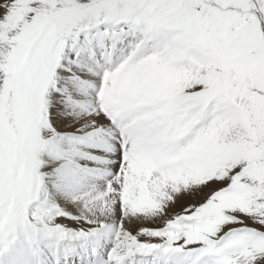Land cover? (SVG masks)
I'll return each mask as SVG.
<instances>
[{"label": "snow or ice", "instance_id": "snow-or-ice-1", "mask_svg": "<svg viewBox=\"0 0 264 264\" xmlns=\"http://www.w3.org/2000/svg\"><path fill=\"white\" fill-rule=\"evenodd\" d=\"M0 264H264V0H0Z\"/></svg>", "mask_w": 264, "mask_h": 264}]
</instances>
